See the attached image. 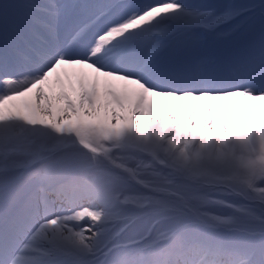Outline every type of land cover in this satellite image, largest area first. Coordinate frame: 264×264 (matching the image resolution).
Returning <instances> with one entry per match:
<instances>
[{"label": "snow or ice", "instance_id": "6c2138e0", "mask_svg": "<svg viewBox=\"0 0 264 264\" xmlns=\"http://www.w3.org/2000/svg\"><path fill=\"white\" fill-rule=\"evenodd\" d=\"M0 264H264V0H0Z\"/></svg>", "mask_w": 264, "mask_h": 264}]
</instances>
